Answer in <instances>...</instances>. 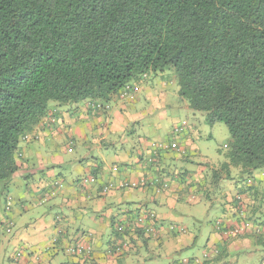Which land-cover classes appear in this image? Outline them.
<instances>
[{
    "label": "trees",
    "instance_id": "1",
    "mask_svg": "<svg viewBox=\"0 0 264 264\" xmlns=\"http://www.w3.org/2000/svg\"><path fill=\"white\" fill-rule=\"evenodd\" d=\"M169 71L180 101L227 126L221 171L236 169L251 195L264 177V0H0V188L8 191L21 145L37 140L54 108L108 111ZM5 200L0 211L13 223L17 204ZM235 207L264 237V214L249 219ZM117 232L125 248L128 234Z\"/></svg>",
    "mask_w": 264,
    "mask_h": 264
},
{
    "label": "crops",
    "instance_id": "2",
    "mask_svg": "<svg viewBox=\"0 0 264 264\" xmlns=\"http://www.w3.org/2000/svg\"><path fill=\"white\" fill-rule=\"evenodd\" d=\"M165 78L146 79L135 97L117 99L108 111L88 102L77 109L54 108L35 133L37 140L21 145V169L8 191L0 188L1 211L7 196L17 204L8 214L13 223L0 211V264H162L169 258L167 264H254L260 257L264 264L260 223H253L247 235L230 234L242 224L235 203L249 219L263 217L264 177L251 195L245 194L238 171L231 169L229 177L221 171L224 156L212 161L197 154L191 133L180 141L187 157L170 152L156 159V148H165L181 114L191 110ZM153 160L160 162L162 174ZM215 171L221 174L214 185ZM131 183L138 187H125ZM202 198L209 204V220L214 219L201 234L207 240L199 254L176 256L198 243L177 207ZM137 206L139 216L157 213L163 222L159 228L152 226V233L131 229L137 217L130 210ZM27 212L28 220H21ZM119 227L128 234L125 248Z\"/></svg>",
    "mask_w": 264,
    "mask_h": 264
},
{
    "label": "rangeland",
    "instance_id": "3",
    "mask_svg": "<svg viewBox=\"0 0 264 264\" xmlns=\"http://www.w3.org/2000/svg\"><path fill=\"white\" fill-rule=\"evenodd\" d=\"M164 75H165V77H166L165 79L167 81L173 82V84L175 86V90L178 91V85H177V82L175 80L174 74L169 71V72L164 73ZM133 94H134V91H133ZM176 98L177 99L179 98L178 93H176ZM176 107L181 109V112H182V110H183L182 104L179 103L178 106H176ZM178 122L179 123H177L175 128L173 129V139L172 140L169 139L168 140L169 142L165 143L166 146L169 147L167 149L171 153H174L175 150H182L181 148L185 147V145H181L182 137L191 133L192 134V142H194V144L196 145L195 148L197 149V154L201 153V155L203 157H207L208 160H212V161L223 158L222 153H226V151H227V149L224 148V146L228 145L231 141V136H230L229 130L225 124L217 123V124L212 126L206 121V117L203 113L194 112L192 110H190L188 113H185V114L182 113ZM180 141H181V143H180ZM173 145H175V146H173ZM180 146H182V147L180 148ZM161 148L165 149L163 146H160V148L159 147L156 148L159 151L158 153H160V154H162L164 152L163 150H161ZM80 155H81V153L79 154V156ZM183 157H187V152H186V154L183 155ZM156 159H158V156L156 157ZM195 160H197V161L201 160V156L200 155L197 156ZM153 164L157 167L159 174H162L163 171H161L162 167H160L161 166L160 162L159 163H153ZM65 172L69 174V172H67V170ZM65 172H64V174H65ZM167 187H168V185H167ZM156 188H158V187H156ZM160 188L161 189H159V191H157V189H156V193L159 194L162 192V189H165L164 186L160 187ZM161 202H164V200H162ZM182 204L183 205H180L177 207L176 214L177 215L179 214L181 216L180 218L183 219L182 223H184V226L187 227L189 229V231L191 233L195 234V236H197V238H198L197 246H195L194 248L189 249V250H187V249L184 250L181 255H176V256L186 257V256H191L193 253L199 254L201 252L202 245H204V243L207 240L206 235H205V237H202L201 234L205 229H209V223H213L214 219L210 217V220H209V218H208V216H209V204L205 201L204 198H202L201 201H199L197 203L187 204V202H183ZM138 207L139 206L130 210V212H132V214H130V216L132 215V217H138L139 213L135 212L136 210H139V209H137ZM149 207L148 208L150 210H153V211L157 210L156 205L150 204ZM35 215H36V213L33 215V217ZM27 217H30V213H28V212L24 213L23 218L21 220H28ZM157 217H158V214L156 213L155 218H152L149 220V222H147V223H155L154 225H155L156 229L159 228L158 223H163L161 220H158ZM141 223H145V222H141ZM203 233L205 234L206 232H203ZM1 238H2V236H1ZM1 241L2 240L0 239V242ZM9 248H8L9 251L14 252V248L12 246H10ZM170 259L171 258L166 259L162 264H167V262L169 263V261H167V260H170ZM260 259H261V257H260ZM260 259H258V261H256L254 264H261Z\"/></svg>",
    "mask_w": 264,
    "mask_h": 264
},
{
    "label": "built area",
    "instance_id": "4",
    "mask_svg": "<svg viewBox=\"0 0 264 264\" xmlns=\"http://www.w3.org/2000/svg\"><path fill=\"white\" fill-rule=\"evenodd\" d=\"M90 181L93 182L94 180L93 179H90ZM125 187L135 188V187H138V184H136V183L126 184ZM164 187L166 188L167 186L164 185ZM139 215H138L137 219H135L136 222L133 223L134 226L131 227V229L137 230L138 228H140V229H143V230L145 229V230H147L149 232H153L152 226H154L155 223H146V222H149L147 220H150L152 218H155L156 215L153 212H150V216L148 218H145V216L142 215V214H141V216H139ZM141 222H145V223H141ZM173 228L174 227H172V229ZM120 230L123 231L124 230L123 227H121ZM250 230H251V226L249 224H241V225L237 226L236 228H234L230 232V234H233V235H235V236L238 237V236H241L245 232L250 231ZM180 232H185V230L182 228V229H180Z\"/></svg>",
    "mask_w": 264,
    "mask_h": 264
}]
</instances>
